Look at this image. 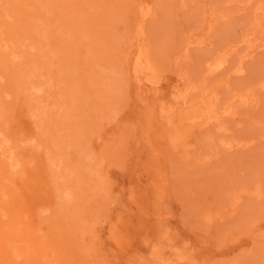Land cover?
<instances>
[{"label": "rangeland", "instance_id": "374dc122", "mask_svg": "<svg viewBox=\"0 0 264 264\" xmlns=\"http://www.w3.org/2000/svg\"><path fill=\"white\" fill-rule=\"evenodd\" d=\"M1 247L264 264V0H0Z\"/></svg>", "mask_w": 264, "mask_h": 264}, {"label": "bare ground", "instance_id": "6f19581e", "mask_svg": "<svg viewBox=\"0 0 264 264\" xmlns=\"http://www.w3.org/2000/svg\"><path fill=\"white\" fill-rule=\"evenodd\" d=\"M72 32V31H71ZM15 42V41H14ZM212 61V60H211ZM222 61V60H221ZM220 61V63H223V62H221ZM224 61V60H223ZM216 63V62H215ZM220 63H218V64H216L217 66L216 67H218V66H220L221 64ZM220 64V65H219ZM214 66V65H213ZM213 66H211L212 68H213ZM61 67V66H60ZM210 67V68H211ZM215 68V67H214ZM238 70V69H237ZM44 86V85H43ZM12 94V93H11ZM66 150V149H65ZM62 163V162H61ZM52 168V167H51ZM2 177V176H1ZM2 186V185H1ZM9 198V197H8ZM10 200H12V199H10ZM17 206V205H16ZM7 207V206H6ZM10 210V209H9ZM10 216V215H9ZM15 217V216H14ZM22 220V219H21ZM25 220V219H24ZM51 221V220H50ZM8 222V221H7ZM75 223V222H74ZM12 224V223H11ZM21 224V223H20ZM43 224H45V223H43ZM71 224V223H70ZM8 225V224H7ZM7 225H3L2 224V226H1V228H3L4 226H7ZM23 226H24V224H23ZM29 226V225H28ZM9 227H10V225H9ZM14 227V226H13ZM35 227H37V226H35ZM4 229V228H3ZM21 229H23V228H21ZM26 229V228H25ZM31 230H32V228H31ZM30 231V230H29ZM28 231V233H30ZM63 231V230H62ZM2 233V232H1ZM28 233H27V235H28ZM33 233V232H32ZM35 233V232H34ZM37 233V232H36ZM39 234V233H38ZM37 234V235H38ZM26 236V235H25ZM30 236V239H28L29 241H31V242H34V241H36L34 238L32 239L31 238V235H28V237ZM33 236V235H32ZM27 238V237H26ZM38 238V237H37ZM66 238V237H65ZM6 239H7V237H6ZM44 240H45V238H43ZM2 240V239H1ZM8 240V239H7ZM76 240V239H75ZM72 241V240H71ZM71 241H70V243H71ZM76 244V243H75ZM10 246V245H9ZM8 247V246H7ZM7 247H5V250L4 251H6V248ZM17 247V246H16ZM31 247V246H30ZM52 247V246H51ZM61 247V246H60ZM3 248H4V246H3ZM11 248H14V247H12V246H10V249ZM0 250H2V247L0 248ZM12 250V249H11ZM39 250V249H38ZM62 250V249H61ZM44 252V251H43ZM61 252V251H60ZM90 252V251H89ZM1 253H4V252H1ZM1 253H0V256H1ZM13 253V255H14V251L12 252ZM12 253H8L7 251H6V254L4 253V255L3 256H5V257H0V264H14V263H16V262H14V259H11V258H9V256H11V257H15V256H13L12 255ZM31 253V252H30ZM15 255H17V254H15ZM73 256V255H72ZM25 257V256H24ZM30 257V256H29ZM29 257H27V258H29ZM22 258V257H21ZM84 259H86V257L84 258ZM27 261V260H26ZM87 261H88V259H87ZM97 261V260H96ZM62 262V261H61ZM61 262H60V264H61ZM86 262V261H85ZM19 263V262H18ZM22 263H23V261H22ZM63 263V262H62ZM17 264V263H16Z\"/></svg>", "mask_w": 264, "mask_h": 264}]
</instances>
